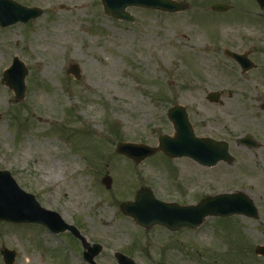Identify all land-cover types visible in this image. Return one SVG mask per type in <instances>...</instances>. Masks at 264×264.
<instances>
[{
  "label": "rangeland",
  "instance_id": "rangeland-1",
  "mask_svg": "<svg viewBox=\"0 0 264 264\" xmlns=\"http://www.w3.org/2000/svg\"><path fill=\"white\" fill-rule=\"evenodd\" d=\"M15 1L44 13L0 26V169L103 243L98 262L114 264L113 251L127 247L141 262L157 249L169 264H264L255 253L264 245V147L235 142L245 133L264 137V10L257 1L227 0L234 8L219 14L130 7L134 23L107 16L101 0ZM201 43L210 45L205 58L196 56L208 50ZM226 49L251 51L256 68L242 73ZM15 55L29 69L20 101L2 81ZM75 62L80 79L67 72ZM210 91L221 93L222 104L207 99ZM175 103L187 107L196 134L227 139L236 162L206 167L159 152L136 165L117 152L118 141L155 146L160 135L174 134L167 111ZM145 185L159 199L183 204L242 190L262 214L210 218L208 229L192 235L147 233L120 208ZM77 244L43 225L0 222V264L3 248L16 251L13 264H88ZM209 246L213 257L205 254Z\"/></svg>",
  "mask_w": 264,
  "mask_h": 264
},
{
  "label": "water",
  "instance_id": "water-1",
  "mask_svg": "<svg viewBox=\"0 0 264 264\" xmlns=\"http://www.w3.org/2000/svg\"><path fill=\"white\" fill-rule=\"evenodd\" d=\"M264 7V0H257ZM106 14L124 20H135V17L127 10L129 6H141L168 12H175L187 8L185 1L177 0H101ZM217 10L227 8L226 4L220 3L214 6ZM43 10L37 6L29 7L15 0H0V25L7 27L17 22H28L42 15ZM242 64L248 60L247 54H238L227 51ZM246 66V65H245ZM253 66L250 62L246 68ZM69 73L76 78L81 77V68L78 63H72ZM28 68L19 56H14L12 63L4 70L3 82L14 91L16 100H23L27 85L25 82ZM208 98L211 101L219 100V93L210 92ZM264 108V103L261 105ZM168 116L174 124L175 135L163 134L159 137V144L151 146L136 142H119L116 149L119 153L132 158L135 163H140L144 158L162 150L166 155L175 158L188 156L203 165H214L219 161L233 162V156L229 152V144L223 140L211 137H199L189 121L188 114L183 105L176 104L168 111ZM1 120V115H0ZM239 143L253 145L251 135L238 139ZM103 182L108 188L111 187L112 178L107 175ZM124 213L131 215L141 225L151 228L155 224H162L171 229L184 226H196L201 224L207 215L227 216L242 213L251 217H258V209L250 196L243 191L222 192L208 195L195 204L181 205L176 202H167L158 199L149 186H144L137 191L135 199L124 201L121 204ZM0 220L16 223L33 222L46 226L54 233L70 230L79 237L86 249L84 257L92 264L97 263L94 257L99 254L103 245L91 242L81 233L78 227L68 223L56 210L42 206L36 195L23 189L9 170L0 169ZM257 252L264 255V245L258 246ZM6 263L12 264L15 260V251L7 248L2 249ZM120 264H138L133 258L116 252Z\"/></svg>",
  "mask_w": 264,
  "mask_h": 264
},
{
  "label": "flooded vegetation",
  "instance_id": "flooded-vegetation-1",
  "mask_svg": "<svg viewBox=\"0 0 264 264\" xmlns=\"http://www.w3.org/2000/svg\"><path fill=\"white\" fill-rule=\"evenodd\" d=\"M188 2H189V6L187 7V8H185V9H183V10H181V11H179V12H182V11H187L188 9H190L192 12H194L196 9H199V8H206V7H208V9L210 10V11H214L215 13H217V14H219V13H226L227 11H229V10H232V8H234V6L235 5H233L232 3H230L229 1H227V0H187ZM220 2H226V3H228V4H231V5H229V6H227V8H224V9H222V10H215L214 9V4H216V3H220ZM259 5V4H258ZM259 8H261V9H263L264 10V8L263 7H261L260 5H259ZM140 9H145V10H150V9H146V8H140ZM153 11H156V10H153ZM176 13H178V12H176ZM192 15H193V13H192ZM202 30H206V29H202ZM208 31V30H207ZM202 44V46L203 45H205V47L206 48H208V50L207 49H203L202 48V50H201V52L199 53V54H196V56L198 57V56H201V58H205L207 55H209V49H210V45H208L207 43H201ZM247 53V56L252 60V61H247L246 62V64H242L239 60H237L236 58H234V57H232L231 55H229L228 53H227V49L226 50H224V55L226 56V57H228L229 59H232L235 63H237L239 66H240V69H241V71H242V73H247V72H249L251 69H254V68H256V62L251 58V51H249V50H246V51H243V52H239V53ZM250 62L251 63H253L254 65L253 66H251V67H249V68H246V66L247 65H249L250 64ZM246 65V66H245ZM211 92V91H210ZM216 92H218V91H216ZM219 94H221L220 92H218ZM219 104H222V103H219ZM198 111V110H197ZM200 111H198V114H200L199 113ZM189 115H190V112H189ZM191 116V115H190ZM245 136V135H244ZM252 138V140H253V142H254V144L253 145H248V144H245V143H239L238 142V138H236V140H235V142L237 143V146L239 147H246V148H248V149H253V148H255V149H258L259 148V150H262L261 148H263L264 147V137H261L260 136V138L261 139H258V137L257 136H254L253 134H252V136H251ZM214 138H216V137H214ZM216 139H218V140H224V141H228L227 139H223V138H216ZM229 142V141H228ZM229 147H230V151H231V144H230V142H229ZM260 153V156L258 157V159L261 157V156H264V152H262V151H260L259 152ZM262 154V155H261ZM232 155H233V161L234 162H236V159H237V156L235 155V154H233L232 153ZM233 162V163H234ZM219 163H221V164H229L228 162H225V161H222V162H219ZM218 163V164H219ZM232 165V164H231ZM258 208H259V206H258ZM260 214H262V211H261V209H259V217H260ZM241 217V218H248V219H250V220H258L259 219V217H257V218H254V217H250V216H246V215H242V214H235V215H230V216H225V217H223V216H210L209 218H207L204 222H203V224H201L199 227H195V228H191V227H184V228H181V229H178V230H172V229H170L169 227H166V226H163V225H154L151 229H149V230H146L145 228H143L142 226H140V225H138V224H136L135 222V224L138 226V227H140L141 229H143V230H145L147 233H150V231H155V230H160V229H162V231L164 230L165 232H167V233H169V234H171V235H180V234H183V233H185V234H190V235H192V234H196V233H198L199 231H203L204 229H208V220L210 219V218H212V219H214V218H230V217ZM129 217V216H128ZM78 226V225H77ZM227 224L226 225H224V230H226L227 229ZM79 227V226H78ZM80 228V227H79ZM63 233H69L70 234V237H72L78 244H77V247L79 246V251L81 250V252H82V257H83V254H84V246H83V243H82V241L79 239V238H77L74 234H72L70 231H68V230H66L65 232H63ZM91 241H93V240H91ZM95 242H99V241H95ZM147 243H148V245H147V247H149V248H151V249H153L152 247H151V244L152 243H155V242H151V239L150 240H148L147 241ZM169 247H173V246H171V245H168ZM242 246L240 245V246H238V248H237V250H238V252L240 251V250H242ZM257 248V247H256ZM256 248H255V253L258 255V256H261L260 254H258L257 253V251H256ZM128 248L126 247V248H124L122 251L123 252H125V253H127V254H129V255H132V253H131V251H128L127 250ZM157 249H153L152 250V252H150V251H148V253L149 254H154V257H151L150 259V262H142L143 264H169V263H167V260H165L166 258H168L166 255H165V253L164 252H158V251H156ZM212 250H214V248L212 247V246H209L208 247V250H205V254H210L209 256H211V257H213V255L211 254V251ZM78 251V252H79ZM215 251V250H214ZM261 257H264V256H261ZM84 258V257H83ZM115 260V262H114V264H118L117 263V260L116 259H114ZM171 264H173V263H171Z\"/></svg>",
  "mask_w": 264,
  "mask_h": 264
}]
</instances>
